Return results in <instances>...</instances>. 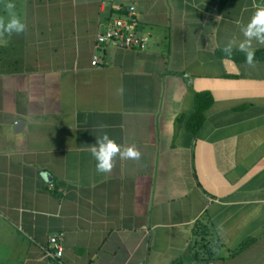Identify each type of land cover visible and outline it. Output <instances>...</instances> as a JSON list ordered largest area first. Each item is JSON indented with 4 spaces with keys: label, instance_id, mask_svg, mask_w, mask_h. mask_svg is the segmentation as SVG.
Segmentation results:
<instances>
[{
    "label": "crops",
    "instance_id": "1",
    "mask_svg": "<svg viewBox=\"0 0 264 264\" xmlns=\"http://www.w3.org/2000/svg\"><path fill=\"white\" fill-rule=\"evenodd\" d=\"M20 3L25 32L0 31V264H56L61 232V264H264V45L252 65L223 51L264 2ZM131 15L143 49L96 48ZM105 133L140 159L97 172Z\"/></svg>",
    "mask_w": 264,
    "mask_h": 264
},
{
    "label": "clouds",
    "instance_id": "2",
    "mask_svg": "<svg viewBox=\"0 0 264 264\" xmlns=\"http://www.w3.org/2000/svg\"><path fill=\"white\" fill-rule=\"evenodd\" d=\"M6 8L10 18L7 23H0V31L9 36L25 32V23L15 14V4L9 0ZM240 32L243 39L230 41L225 45L223 51L227 57H230L233 47H235L244 53L245 62L248 65H252L255 57L253 42L258 45H264V7L256 9L250 21L246 25L241 26ZM91 155L96 162V171L99 173H108L111 171L113 160L117 156L121 159L139 160L141 153L134 146L122 150L121 146L105 133L96 139L95 144L91 147Z\"/></svg>",
    "mask_w": 264,
    "mask_h": 264
},
{
    "label": "built area",
    "instance_id": "3",
    "mask_svg": "<svg viewBox=\"0 0 264 264\" xmlns=\"http://www.w3.org/2000/svg\"><path fill=\"white\" fill-rule=\"evenodd\" d=\"M256 3L261 4L264 0H255ZM131 15L128 20L116 19L109 27L96 37V48L115 44L122 49H143L144 43L140 42L132 33L127 32L126 26L128 21L133 22ZM133 20V21H132ZM93 67L103 66V61L99 57H94L92 61ZM64 233H57L49 237L48 248L44 250V258L48 261L61 264L63 255Z\"/></svg>",
    "mask_w": 264,
    "mask_h": 264
},
{
    "label": "rangeland",
    "instance_id": "4",
    "mask_svg": "<svg viewBox=\"0 0 264 264\" xmlns=\"http://www.w3.org/2000/svg\"><path fill=\"white\" fill-rule=\"evenodd\" d=\"M9 2V0H2L0 1V14H1V17L4 21L5 17H9V13H8V10L6 8V4ZM11 2H13L15 4V9L14 11H18V6L22 5L20 3V0H11ZM22 2V1H21ZM17 8V9H16ZM4 34V33H3Z\"/></svg>",
    "mask_w": 264,
    "mask_h": 264
},
{
    "label": "trees",
    "instance_id": "5",
    "mask_svg": "<svg viewBox=\"0 0 264 264\" xmlns=\"http://www.w3.org/2000/svg\"><path fill=\"white\" fill-rule=\"evenodd\" d=\"M257 58H261V56L257 55Z\"/></svg>",
    "mask_w": 264,
    "mask_h": 264
},
{
    "label": "water",
    "instance_id": "6",
    "mask_svg": "<svg viewBox=\"0 0 264 264\" xmlns=\"http://www.w3.org/2000/svg\"><path fill=\"white\" fill-rule=\"evenodd\" d=\"M18 124L20 125V124H22V122H19Z\"/></svg>",
    "mask_w": 264,
    "mask_h": 264
}]
</instances>
